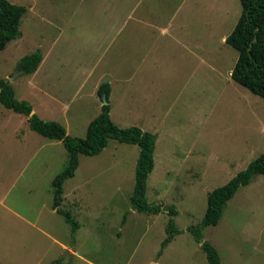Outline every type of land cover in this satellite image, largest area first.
<instances>
[{
    "label": "rangeland",
    "instance_id": "1",
    "mask_svg": "<svg viewBox=\"0 0 264 264\" xmlns=\"http://www.w3.org/2000/svg\"><path fill=\"white\" fill-rule=\"evenodd\" d=\"M8 1L26 13L21 36L0 51V79L76 138L100 114L97 90L108 83L112 122L156 136L148 204L176 216L132 210L139 148L109 140L99 155H80L63 183L59 209L77 223L72 232L51 207L63 144L0 103V264H207L188 229L201 223L210 192L264 154V99L231 79L237 52L224 41L240 1ZM37 51L36 72L18 73ZM171 219L179 234L158 255ZM201 233L221 264H264V176L240 187Z\"/></svg>",
    "mask_w": 264,
    "mask_h": 264
},
{
    "label": "trees",
    "instance_id": "2",
    "mask_svg": "<svg viewBox=\"0 0 264 264\" xmlns=\"http://www.w3.org/2000/svg\"><path fill=\"white\" fill-rule=\"evenodd\" d=\"M241 13L232 30L226 37L225 44L237 52V60L231 71V79L247 91L264 99V0H239ZM26 13L23 6L13 5L8 0H0V51L6 45L21 36L19 27ZM42 61L39 51L22 57L17 69L22 75L34 74ZM110 95L108 83H102L97 95ZM0 103L6 109L27 117L30 130L38 135L60 141L67 153V162L62 171L51 182L52 209L60 215L64 222L71 227L72 232L78 229L77 223L68 212L59 209L63 202V183L73 178L79 165V156L93 157L99 155L108 145L109 140L119 143L136 145L139 156L134 171V187L130 197L132 210L140 214L157 215L166 211L170 217L176 216L174 207L163 205L150 206L146 199L148 176L154 168V150L156 136L144 132L137 127L118 128L110 118L109 104L101 106L100 114L87 126L85 137L76 138L66 134L65 129L54 121H44L33 113L26 101L15 98L13 88L5 79H0ZM257 175L264 176V154L259 155L227 184L219 187L207 196V207L201 223L188 229V232L200 244L205 254L207 264H221L217 250L208 242L203 241L201 230L216 226L223 214L227 202L233 198L240 187L247 186ZM124 221V218H123ZM167 236L161 243L163 249L179 232L174 227L173 219L166 229ZM52 264H60L55 261Z\"/></svg>",
    "mask_w": 264,
    "mask_h": 264
},
{
    "label": "water",
    "instance_id": "3",
    "mask_svg": "<svg viewBox=\"0 0 264 264\" xmlns=\"http://www.w3.org/2000/svg\"><path fill=\"white\" fill-rule=\"evenodd\" d=\"M18 73H19V71H18ZM101 100H102V102H103V105L108 104V99H107V97H106L105 94H103V95L101 96Z\"/></svg>",
    "mask_w": 264,
    "mask_h": 264
},
{
    "label": "crops",
    "instance_id": "4",
    "mask_svg": "<svg viewBox=\"0 0 264 264\" xmlns=\"http://www.w3.org/2000/svg\"><path fill=\"white\" fill-rule=\"evenodd\" d=\"M225 39H226V38H224V41H225ZM193 50H194V49H193ZM193 53H194V52H193ZM231 71H232V70H231ZM230 74H231V72H230Z\"/></svg>",
    "mask_w": 264,
    "mask_h": 264
}]
</instances>
